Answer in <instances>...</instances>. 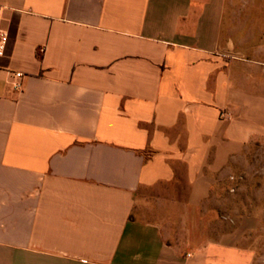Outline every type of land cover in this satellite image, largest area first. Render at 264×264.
<instances>
[{
  "label": "crops",
  "instance_id": "1",
  "mask_svg": "<svg viewBox=\"0 0 264 264\" xmlns=\"http://www.w3.org/2000/svg\"><path fill=\"white\" fill-rule=\"evenodd\" d=\"M0 5V264H264V176L248 214L203 219L264 149V28L226 27L234 0Z\"/></svg>",
  "mask_w": 264,
  "mask_h": 264
},
{
  "label": "rangeland",
  "instance_id": "2",
  "mask_svg": "<svg viewBox=\"0 0 264 264\" xmlns=\"http://www.w3.org/2000/svg\"><path fill=\"white\" fill-rule=\"evenodd\" d=\"M235 8L231 9L226 18V27H233L235 35H248V30L255 28V31H261L264 28V8L251 9L248 5L252 0H234ZM259 5L264 0H256ZM264 176V149H257L256 152L248 154V149L234 160L226 171L220 174L212 188L210 198L206 201V207L215 210V214L205 216L206 227L214 225V219L217 217L243 216L248 214V201L254 193L262 191L263 184L261 179ZM178 191L185 192L186 186L176 187ZM175 187H170L166 192L172 193ZM141 216H147L143 209ZM202 218V216L197 217ZM173 231V240L184 242L192 236L204 237L209 232L206 227L193 231L183 230L181 226H176ZM191 229V226L189 227ZM212 229V227L210 228ZM209 234V233H208Z\"/></svg>",
  "mask_w": 264,
  "mask_h": 264
},
{
  "label": "built area",
  "instance_id": "3",
  "mask_svg": "<svg viewBox=\"0 0 264 264\" xmlns=\"http://www.w3.org/2000/svg\"><path fill=\"white\" fill-rule=\"evenodd\" d=\"M4 15V7L0 5V58L5 56L6 49L9 43V33L2 28V19ZM18 77H22L21 73L17 74ZM16 88H20V85L17 84ZM233 117L232 113L228 110H224L221 113V118L224 120H231Z\"/></svg>",
  "mask_w": 264,
  "mask_h": 264
}]
</instances>
